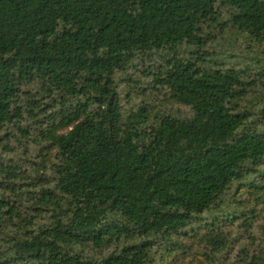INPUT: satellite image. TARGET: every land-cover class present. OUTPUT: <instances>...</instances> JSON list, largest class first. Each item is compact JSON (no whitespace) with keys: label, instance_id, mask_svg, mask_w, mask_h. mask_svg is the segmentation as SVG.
<instances>
[{"label":"trees","instance_id":"obj_1","mask_svg":"<svg viewBox=\"0 0 264 264\" xmlns=\"http://www.w3.org/2000/svg\"><path fill=\"white\" fill-rule=\"evenodd\" d=\"M0 264H264V0H0Z\"/></svg>","mask_w":264,"mask_h":264},{"label":"rangeland","instance_id":"obj_2","mask_svg":"<svg viewBox=\"0 0 264 264\" xmlns=\"http://www.w3.org/2000/svg\"><path fill=\"white\" fill-rule=\"evenodd\" d=\"M17 154H18L19 156H22V155L20 154V152H18Z\"/></svg>","mask_w":264,"mask_h":264}]
</instances>
